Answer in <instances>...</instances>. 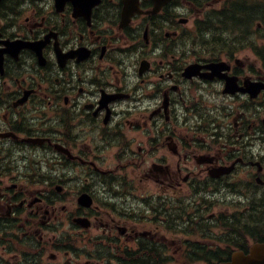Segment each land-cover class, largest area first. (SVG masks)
Masks as SVG:
<instances>
[{
    "label": "flooded vegetation",
    "instance_id": "obj_1",
    "mask_svg": "<svg viewBox=\"0 0 264 264\" xmlns=\"http://www.w3.org/2000/svg\"><path fill=\"white\" fill-rule=\"evenodd\" d=\"M138 7L123 25L124 0H0V264L264 243L262 2Z\"/></svg>",
    "mask_w": 264,
    "mask_h": 264
},
{
    "label": "water",
    "instance_id": "obj_2",
    "mask_svg": "<svg viewBox=\"0 0 264 264\" xmlns=\"http://www.w3.org/2000/svg\"><path fill=\"white\" fill-rule=\"evenodd\" d=\"M155 3V9H159L163 4H165L168 0H153ZM131 3V0H127L125 2V11H124V17L126 19L129 18L132 11L129 8V5ZM193 75V72L191 70H188L186 76ZM222 264H264V244H257L250 248L249 254L244 255L240 252L234 253L230 259L229 262L222 263Z\"/></svg>",
    "mask_w": 264,
    "mask_h": 264
},
{
    "label": "rangeland",
    "instance_id": "obj_3",
    "mask_svg": "<svg viewBox=\"0 0 264 264\" xmlns=\"http://www.w3.org/2000/svg\"><path fill=\"white\" fill-rule=\"evenodd\" d=\"M249 6H251L250 4H253L252 2H246ZM264 4V3H263ZM253 9H255V6H251ZM263 10H264V7H263ZM262 10V11H263ZM261 11V12H262ZM261 18V17H260ZM191 21V20H190ZM190 21L188 22V24L185 26V25H183L184 26V28H186V29H189V25L191 24L190 23ZM186 34H188V33H186ZM189 37H188V39L190 40L191 39V35L189 34L188 35ZM187 37V36H186ZM192 39H194V37H192ZM241 54H243V52L241 53ZM194 264H207L206 262H204V261H195L194 262Z\"/></svg>",
    "mask_w": 264,
    "mask_h": 264
},
{
    "label": "trees",
    "instance_id": "obj_4",
    "mask_svg": "<svg viewBox=\"0 0 264 264\" xmlns=\"http://www.w3.org/2000/svg\"><path fill=\"white\" fill-rule=\"evenodd\" d=\"M244 2H245V1L237 2V3L240 4V6L242 5L241 7H244V6H245V3H244ZM240 6H239V7H240Z\"/></svg>",
    "mask_w": 264,
    "mask_h": 264
}]
</instances>
